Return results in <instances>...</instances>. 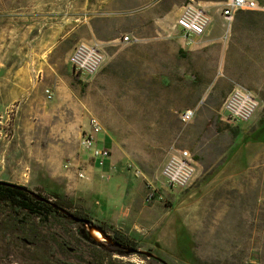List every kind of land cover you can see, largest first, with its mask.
<instances>
[{
    "label": "rangeland",
    "instance_id": "374dc122",
    "mask_svg": "<svg viewBox=\"0 0 264 264\" xmlns=\"http://www.w3.org/2000/svg\"><path fill=\"white\" fill-rule=\"evenodd\" d=\"M188 1L0 0V179L66 198L110 241L119 233L169 264H264V9L235 13L226 70L241 72L218 76L219 46L194 52L179 42ZM76 22L94 24L101 39L106 60L94 76L73 68L74 47L91 41L85 27L68 31ZM235 87L261 101L248 122L226 118ZM189 108L195 116L184 122ZM92 117L117 170L96 167L83 143ZM179 148L193 154L196 173L171 189L162 168ZM153 187L163 197L148 201ZM54 224L0 206V264H60L52 248L70 262L75 243L91 245L99 264L145 259L113 261L108 239L70 217Z\"/></svg>",
    "mask_w": 264,
    "mask_h": 264
},
{
    "label": "built area",
    "instance_id": "2783aa9c",
    "mask_svg": "<svg viewBox=\"0 0 264 264\" xmlns=\"http://www.w3.org/2000/svg\"><path fill=\"white\" fill-rule=\"evenodd\" d=\"M257 7V0H228L223 14L227 19L232 20L237 11L256 9ZM211 20V15L204 6L195 0H189L181 8L176 20V27L181 30L187 44H191L196 36L206 32ZM127 39L139 40L136 36L127 37ZM105 60V51L99 44L91 41L79 42L71 54L73 68L83 78L94 76L102 68ZM46 93L48 97L53 96L50 88L46 89ZM260 106L261 101L252 90L235 87L226 97L223 109L226 118L230 121L248 122L256 115ZM194 116L195 110L189 108L182 113L181 117L184 122H189ZM90 124L91 129L85 135L83 143L86 148L91 150L94 165L104 169L108 163L110 170H117L118 166L111 161L109 148L99 145L98 135L102 132L100 120L97 117H92ZM195 173L196 161L190 150L186 148L173 150L162 168V177L166 186L171 189L188 187ZM79 174L81 177H85L84 171H80ZM160 197L162 198L163 195L159 194L156 187H153L147 195V200L152 201Z\"/></svg>",
    "mask_w": 264,
    "mask_h": 264
},
{
    "label": "trees",
    "instance_id": "16d2710c",
    "mask_svg": "<svg viewBox=\"0 0 264 264\" xmlns=\"http://www.w3.org/2000/svg\"><path fill=\"white\" fill-rule=\"evenodd\" d=\"M182 53V50H180ZM184 53V52H183ZM107 166V165H106ZM13 183L15 185H11ZM17 184V185H16ZM0 206L5 207V211H10L14 216H34L43 222V224L54 231L55 220H65L69 217V213H74L77 216L89 218L87 214L73 210V204L66 198L52 199L47 194L34 191L23 184H18L0 179ZM85 226L84 223H81ZM101 228V227H100ZM103 230V228H101ZM59 241L67 244V240L58 232ZM119 238L121 235L116 233ZM123 237V236H122ZM51 257L57 260L60 264H69V262L58 259L54 254Z\"/></svg>",
    "mask_w": 264,
    "mask_h": 264
},
{
    "label": "crops",
    "instance_id": "0c3cea01",
    "mask_svg": "<svg viewBox=\"0 0 264 264\" xmlns=\"http://www.w3.org/2000/svg\"><path fill=\"white\" fill-rule=\"evenodd\" d=\"M222 2L224 1L223 0H203L204 4L202 6H204L210 13L211 18H212L211 24L209 28L206 30V32L203 33L202 35L196 36L193 39V42L191 44H187L185 38L183 37L181 30L178 27H176L178 35H179L178 39L182 47H189L194 52H204V51L208 52L210 48L213 46L220 47L221 52L218 56L217 63L215 64L217 69L213 72L215 75H218V76H223V75L233 74V73L239 74L241 72L240 70H237V71L226 70V68L229 67V64L227 63V52L230 46L231 38L234 37L235 35L234 33L236 31L234 30V24H233L234 19L229 20L223 14V9L226 4L221 7ZM257 2L259 5V0H257ZM260 7L261 9H264V4L261 6H258V8ZM156 20L157 18H155V21ZM81 27H85L86 31L88 32L90 36L88 38L91 40V42H95L99 44V41H101V39L97 37L96 27L91 22L84 24V25L80 24L79 22H76L73 25L69 26L68 31L71 33L72 31H77ZM127 32H128L127 34H134L136 30L130 29ZM198 65L200 66L201 64L198 63ZM98 140H99L100 146L107 147L106 135L103 132H101L98 135ZM106 169L108 170L109 166L104 168V170Z\"/></svg>",
    "mask_w": 264,
    "mask_h": 264
},
{
    "label": "flooded vegetation",
    "instance_id": "af4514ba",
    "mask_svg": "<svg viewBox=\"0 0 264 264\" xmlns=\"http://www.w3.org/2000/svg\"><path fill=\"white\" fill-rule=\"evenodd\" d=\"M113 237L114 238L111 241L108 240L107 242H102L107 249L110 250V257L113 261L121 262V260H116L115 258L123 259L125 255L139 254L145 256V259L141 260V263L138 264H169L153 252L146 254V252H144L140 247L131 243L124 236L122 237V235L121 237L119 236V238L115 235ZM90 248H92V246L86 243H75V245L70 246L73 256L69 264H99V260L95 259L94 255L90 252ZM134 249L141 251H136ZM120 254H122V256ZM106 262L108 263L109 260Z\"/></svg>",
    "mask_w": 264,
    "mask_h": 264
},
{
    "label": "water",
    "instance_id": "95a60500",
    "mask_svg": "<svg viewBox=\"0 0 264 264\" xmlns=\"http://www.w3.org/2000/svg\"><path fill=\"white\" fill-rule=\"evenodd\" d=\"M11 185H15L13 183H10ZM17 185V184H16ZM69 217L74 219L76 222H79V223H84L86 228L90 227V226H93L94 223L93 221L90 219V218H86V217H81V216H77L75 215L74 213H69ZM96 226V225H95ZM99 229H101L100 227H98ZM102 230V229H101ZM104 232V230H102ZM105 234V232H104ZM106 235V234H105ZM108 237V236H107ZM109 238V237H108ZM110 239V238H109ZM136 251H141V250H137V249H134ZM133 250V251H134Z\"/></svg>",
    "mask_w": 264,
    "mask_h": 264
},
{
    "label": "bare ground",
    "instance_id": "6f19581e",
    "mask_svg": "<svg viewBox=\"0 0 264 264\" xmlns=\"http://www.w3.org/2000/svg\"><path fill=\"white\" fill-rule=\"evenodd\" d=\"M87 231L96 240H103V239L109 240L107 235H105L104 232L95 225L88 227Z\"/></svg>",
    "mask_w": 264,
    "mask_h": 264
}]
</instances>
